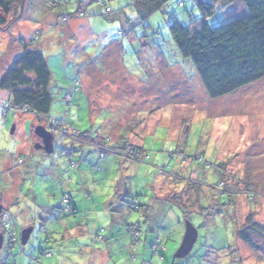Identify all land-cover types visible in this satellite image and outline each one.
Segmentation results:
<instances>
[{
	"label": "rangeland",
	"instance_id": "obj_1",
	"mask_svg": "<svg viewBox=\"0 0 264 264\" xmlns=\"http://www.w3.org/2000/svg\"><path fill=\"white\" fill-rule=\"evenodd\" d=\"M47 1L26 0L0 28V80L22 41L38 37L33 48L47 59L53 94L49 118L36 120L0 89V222L20 238L11 244L5 235L0 264H264L238 236L250 215L264 226V79L209 98L169 30L175 18L187 25L191 13L201 16L191 0H169L147 20L150 6L138 0ZM246 12L241 0L220 2L209 22ZM57 123L55 151L36 149V129ZM132 132L144 154L107 151ZM81 133L89 142L78 141ZM183 185L209 191L207 212L189 213V194L182 208L164 199ZM67 195L75 215L64 210ZM187 220L199 237L178 259ZM131 225L141 227L137 243Z\"/></svg>",
	"mask_w": 264,
	"mask_h": 264
},
{
	"label": "trees",
	"instance_id": "obj_2",
	"mask_svg": "<svg viewBox=\"0 0 264 264\" xmlns=\"http://www.w3.org/2000/svg\"><path fill=\"white\" fill-rule=\"evenodd\" d=\"M25 1L0 0V28L9 26L14 11L18 6L23 9ZM191 1L196 4V9L200 11L201 16L196 17L194 13H191L192 17L187 25L175 18L170 23L169 30L180 53L185 58L192 60L209 98L217 100L263 80L264 0H241L246 6V14L215 26H211L209 19L217 13V4L226 2V5L229 6L238 0ZM47 2L50 3L49 0ZM138 2L150 6L144 15V19H146L154 11L161 10L169 0H138ZM179 6L185 7V2H180ZM81 11L82 7L77 13ZM82 14L85 15L84 12ZM32 41L36 43L38 37ZM32 43L22 41L23 52L2 76L0 89L9 92L17 110H28V113L33 114L36 120H43L49 118L53 105L52 74L46 57L41 51L33 48ZM51 127H56L58 130L63 129L61 123L51 124ZM75 137L79 142L83 140L86 143L89 142L90 134L81 133ZM106 149L109 152V149L113 148L107 144ZM118 150L121 151V154L127 155L146 152L145 149L134 147L129 143ZM221 183L224 182L221 181ZM196 190L193 189V191ZM191 191L187 188L184 193L174 194L172 203L180 208L184 207L187 205L185 202H188V198H185L184 195L187 197ZM224 194L231 197L227 189ZM68 197L70 198V202L66 203L69 208L68 213L75 215V202L73 197ZM195 204L193 202L191 205L195 206ZM134 205L131 204V206ZM189 207L187 206V211L193 212ZM3 217L2 208L0 219L2 220ZM246 221L244 227L238 231V236L255 252L264 257V226L255 222L252 215L248 216ZM7 223L10 225L9 229L5 228ZM0 224L2 227L0 238H3V245L5 235H8L11 244L20 242L16 231L11 229L10 222L6 220ZM15 238L17 240H14ZM158 240L160 239L158 238Z\"/></svg>",
	"mask_w": 264,
	"mask_h": 264
},
{
	"label": "water",
	"instance_id": "obj_3",
	"mask_svg": "<svg viewBox=\"0 0 264 264\" xmlns=\"http://www.w3.org/2000/svg\"><path fill=\"white\" fill-rule=\"evenodd\" d=\"M36 134L42 140V143L38 144L36 146V149L38 150L43 149L48 154H52L55 151V147H54L55 135L43 126H39L36 129ZM1 211H2V206L0 205V213ZM33 230L34 229L31 227V228L25 229L22 232L21 242L23 245L28 244L32 236ZM198 237H199L198 229L195 227V225L191 221L187 220L184 239L182 241L180 248L178 249L176 253V258L178 259L187 258L192 253L197 243ZM2 246H3V238L1 237L0 238V249L2 248Z\"/></svg>",
	"mask_w": 264,
	"mask_h": 264
},
{
	"label": "crops",
	"instance_id": "obj_4",
	"mask_svg": "<svg viewBox=\"0 0 264 264\" xmlns=\"http://www.w3.org/2000/svg\"><path fill=\"white\" fill-rule=\"evenodd\" d=\"M110 139H112L111 137H110ZM135 140H137L138 141V139L136 138V134L134 133V132H132V135H131V137L129 138H126L125 139V142H124V144L122 143V145H119V146H115L114 147V143L113 144H108L109 146H111L113 149L115 148V149H122L123 148V146H126L128 143L129 144H132V145H134V146H136V147H138V148H141V149H145V147L144 146H142V145H139V144H137V142L135 141ZM110 141H112V140H110ZM114 149V150H115ZM146 150V149H145ZM202 171V170H201ZM200 171V172H201ZM192 177L193 176H196V177H198V175H199V172H195V171H192L191 172V174H190ZM186 179V178H185ZM8 182V180L6 181V183ZM187 182H185V184H186ZM186 186V185H185ZM184 185H183V187L181 188V189H177L178 191H170L169 193H167V194H165V196H164V199H166L167 200V202L169 203V202H171L170 200H168V199H170L171 197L173 198V195L175 194V192H177V193H184V191H183V188L185 187ZM186 188V187H185ZM201 190H202V193H201ZM200 190V193H198V194H194V192H189V195H191V198H192V203L194 202V203H196L195 204V206H194V208H193V213L194 212H199V213H202L203 211H205V212H207V209H205V208H203V203H206V204H209L210 202H209V200L207 199V198H205L204 196V194L206 193H209V191H205L204 192V188L203 189H201ZM186 191V190H185ZM170 193H172V194H170ZM210 194V193H209ZM171 195V196H170ZM184 197L186 198V196L184 195ZM188 198H189V196H187ZM198 197V198H197ZM204 200V201H203ZM211 200H213V199H211ZM215 200V199H214ZM172 203V202H171ZM186 203V202H185ZM192 206V205H191ZM190 206V207H191ZM123 210V208L121 209V211ZM119 211V210H118ZM159 241V240H158Z\"/></svg>",
	"mask_w": 264,
	"mask_h": 264
},
{
	"label": "built area",
	"instance_id": "obj_5",
	"mask_svg": "<svg viewBox=\"0 0 264 264\" xmlns=\"http://www.w3.org/2000/svg\"><path fill=\"white\" fill-rule=\"evenodd\" d=\"M26 112H28V110H25ZM56 130V127H51V132H54ZM65 132H69V131H64V132H62V134H65ZM73 133H75V132H73ZM66 135V134H65ZM77 135V134H76ZM139 153H134L133 155H138ZM127 155V154H126ZM224 185V183H221V186H223ZM64 201H65V203H69L70 201H69V197H68V195L64 198ZM69 208H67L66 209V211L68 210ZM9 223H7L6 224V226H5V228L6 229H9ZM129 228V232L132 234V236H133V243L135 242V243H137L138 241V239L140 238V227L138 226V225H131V226H129L128 227ZM14 240H17L16 238L14 239ZM160 247V245H158V243L157 244H155L154 245V248L155 249H158Z\"/></svg>",
	"mask_w": 264,
	"mask_h": 264
}]
</instances>
